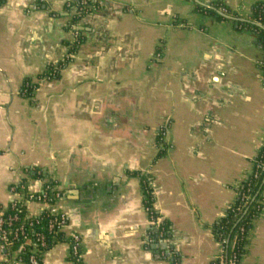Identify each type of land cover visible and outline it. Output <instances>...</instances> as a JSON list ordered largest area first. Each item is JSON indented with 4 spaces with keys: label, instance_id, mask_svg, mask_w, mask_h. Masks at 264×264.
I'll use <instances>...</instances> for the list:
<instances>
[{
    "label": "crops",
    "instance_id": "0c3cea01",
    "mask_svg": "<svg viewBox=\"0 0 264 264\" xmlns=\"http://www.w3.org/2000/svg\"><path fill=\"white\" fill-rule=\"evenodd\" d=\"M73 1L0 2V207L22 179L39 192L54 178L83 264H212V226L264 144L256 35L196 11L217 0H100L72 31ZM219 1L239 19L264 4ZM75 33L84 43L70 55ZM69 55L58 79H43ZM144 177L159 227L145 211ZM42 264H74L69 245ZM241 264H264V214Z\"/></svg>",
    "mask_w": 264,
    "mask_h": 264
},
{
    "label": "built area",
    "instance_id": "2783aa9c",
    "mask_svg": "<svg viewBox=\"0 0 264 264\" xmlns=\"http://www.w3.org/2000/svg\"><path fill=\"white\" fill-rule=\"evenodd\" d=\"M91 1L97 3L100 0ZM81 4L85 7L87 2L84 0ZM77 41L78 33H75L74 43ZM157 58L159 59L160 55H157ZM67 59H70V55L63 61ZM46 80L50 79L46 78ZM261 150L254 164H264L256 163L261 158ZM256 168L255 178L264 175V165H257ZM25 173L29 176L30 172L25 171ZM36 174L41 177L40 172H36ZM9 194L12 200L8 206L0 207V262L2 264H42V256L44 252L49 250V245L51 244L52 248L59 242H66L69 245L70 259L74 264H83L81 237L77 234L68 238L65 237L64 232L68 225V217L58 207L62 194L54 178H44L42 189L39 192L33 191L27 179H22L18 184L9 188ZM31 204H37L41 207L37 216L29 214L28 206ZM145 211L150 216L151 222L157 226L158 217L154 210L145 208ZM42 224H44V229L36 230ZM31 244H34L36 249L30 251L26 258H23V254L26 253ZM218 244V256L212 264H235L228 261L226 257L228 242L223 241L218 242Z\"/></svg>",
    "mask_w": 264,
    "mask_h": 264
},
{
    "label": "trees",
    "instance_id": "16d2710c",
    "mask_svg": "<svg viewBox=\"0 0 264 264\" xmlns=\"http://www.w3.org/2000/svg\"><path fill=\"white\" fill-rule=\"evenodd\" d=\"M1 1L2 0H0V2ZM82 1L84 0H75L65 6L64 11L68 15L70 23L68 27L69 30L74 31L82 18L99 7V2L94 3L91 0H85L87 4L84 7L81 4ZM196 11L219 21H224V19L219 16V13L236 18L234 23L236 29L239 31L253 32L257 38V46L264 52V4H255L252 8L250 17L246 19H239L236 14H232L219 0L212 1L207 8L197 7ZM78 35L79 38L77 43L68 45L70 47V55H75L84 43L81 34L78 33ZM70 61L71 59H67L57 65L49 67L43 79H58L61 71L65 69ZM259 69L263 75L264 83V60L259 64ZM35 88L36 87L32 86L29 81H26L23 93H25L26 97H30ZM161 139L162 136L159 137V140ZM160 155L162 156L164 153L162 152ZM257 162L264 163V147L261 150V158L258 159L256 163ZM257 165L264 164H254L253 173L247 175L246 180H244L237 191L235 203L226 211L224 216L212 226V233L215 240L217 242H228L226 257L228 261H232L235 264L242 263L243 257L246 254V248L249 244V239L254 229L255 221L264 214V175L262 174L255 178ZM29 175H31V173H29ZM142 182L146 197L145 208H151L153 210L154 197L152 195L151 186L149 185V180L144 177L142 178ZM43 229L44 224L36 228V230L40 231ZM151 237L154 239L155 234H152ZM35 249V245L31 244L26 253L23 254V258H26L28 253ZM48 249H51V244Z\"/></svg>",
    "mask_w": 264,
    "mask_h": 264
},
{
    "label": "water",
    "instance_id": "95a60500",
    "mask_svg": "<svg viewBox=\"0 0 264 264\" xmlns=\"http://www.w3.org/2000/svg\"><path fill=\"white\" fill-rule=\"evenodd\" d=\"M219 16H221L222 18L226 19V20H233V18L229 17V16H226L222 13H219Z\"/></svg>",
    "mask_w": 264,
    "mask_h": 264
}]
</instances>
